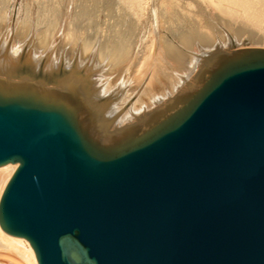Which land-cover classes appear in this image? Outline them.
I'll return each mask as SVG.
<instances>
[{"label":"water","instance_id":"95a60500","mask_svg":"<svg viewBox=\"0 0 264 264\" xmlns=\"http://www.w3.org/2000/svg\"><path fill=\"white\" fill-rule=\"evenodd\" d=\"M214 58L123 130L79 83L0 79V229L37 264H264V50Z\"/></svg>","mask_w":264,"mask_h":264},{"label":"bare ground","instance_id":"6f19581e","mask_svg":"<svg viewBox=\"0 0 264 264\" xmlns=\"http://www.w3.org/2000/svg\"><path fill=\"white\" fill-rule=\"evenodd\" d=\"M222 32L264 50V0H0V79L62 94L79 83L99 120L123 130L234 50L215 43ZM17 167L0 168V198ZM0 264L37 261L27 241L0 229Z\"/></svg>","mask_w":264,"mask_h":264},{"label":"rangeland","instance_id":"374dc122","mask_svg":"<svg viewBox=\"0 0 264 264\" xmlns=\"http://www.w3.org/2000/svg\"><path fill=\"white\" fill-rule=\"evenodd\" d=\"M215 43L222 45L224 48H229L230 46L234 50H240V49H250L253 47L252 40L249 36H241V37H234L232 34H228L226 32H222L218 37L215 38ZM164 87L168 86V83H165L163 85Z\"/></svg>","mask_w":264,"mask_h":264}]
</instances>
